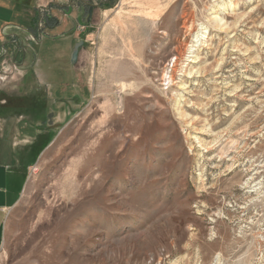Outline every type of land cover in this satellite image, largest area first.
Segmentation results:
<instances>
[{"label": "rangeland", "instance_id": "obj_1", "mask_svg": "<svg viewBox=\"0 0 264 264\" xmlns=\"http://www.w3.org/2000/svg\"><path fill=\"white\" fill-rule=\"evenodd\" d=\"M87 1L75 64L42 16L50 87L0 59V264H264V0Z\"/></svg>", "mask_w": 264, "mask_h": 264}, {"label": "crops", "instance_id": "obj_2", "mask_svg": "<svg viewBox=\"0 0 264 264\" xmlns=\"http://www.w3.org/2000/svg\"><path fill=\"white\" fill-rule=\"evenodd\" d=\"M86 4L98 6L96 2L87 0H0V59L13 60L11 64H6L8 66L5 70L12 72L14 77L18 74L16 72L25 71L27 81H36L38 88L50 87L47 72L49 69L46 71L47 60L38 53L46 38L45 35L40 41L36 38L40 32L42 16H46L48 22H54L53 26L48 28L49 32L58 31L54 41L70 39L71 43H76L83 28H80L77 20L73 27L72 24L69 25L67 15L78 18L82 13L81 7H89ZM61 14L67 19H63ZM91 25L87 24V27ZM72 29H75V32L70 33ZM19 52H24L22 63L16 61ZM11 119L16 122L19 118ZM6 158L0 154V249L4 245L10 212L21 201L29 179V167L14 162L17 158Z\"/></svg>", "mask_w": 264, "mask_h": 264}, {"label": "water", "instance_id": "obj_3", "mask_svg": "<svg viewBox=\"0 0 264 264\" xmlns=\"http://www.w3.org/2000/svg\"><path fill=\"white\" fill-rule=\"evenodd\" d=\"M86 5L89 6V16H88V19H87V24H90L91 18H92V15H93V12H94L95 8H97L98 6H96V5H90V4H86ZM83 46H84V41H80L79 43H77L75 45L74 52H73V56H72V62H73V64H75L78 61L80 49Z\"/></svg>", "mask_w": 264, "mask_h": 264}, {"label": "bare ground", "instance_id": "obj_4", "mask_svg": "<svg viewBox=\"0 0 264 264\" xmlns=\"http://www.w3.org/2000/svg\"><path fill=\"white\" fill-rule=\"evenodd\" d=\"M215 21H216V20H215ZM217 21H218V20H217ZM220 21H221V20H220ZM220 21L217 22L218 27H219L220 29H225V26H226V25H225V24L220 25ZM193 43H194V42H193ZM195 43H196V42H195ZM197 43H198V42H197ZM196 47H198V46H196V45H192V46L190 47V54L195 53V51L197 50ZM181 57H182V56H181ZM192 63H195V62H192ZM192 63H191V64H192ZM191 75H192V73L189 74V77H190ZM170 79H172V81H173V79H174L173 76H171ZM123 89H124V88H122V89L120 90L119 95H118V96H119V97H118L119 105H120V104L122 103V101H123V99H122V95H121ZM124 90H125V89H124Z\"/></svg>", "mask_w": 264, "mask_h": 264}, {"label": "flooded vegetation", "instance_id": "obj_5", "mask_svg": "<svg viewBox=\"0 0 264 264\" xmlns=\"http://www.w3.org/2000/svg\"><path fill=\"white\" fill-rule=\"evenodd\" d=\"M87 9H88V14H87V16H89V7H87ZM88 19V18H87Z\"/></svg>", "mask_w": 264, "mask_h": 264}]
</instances>
